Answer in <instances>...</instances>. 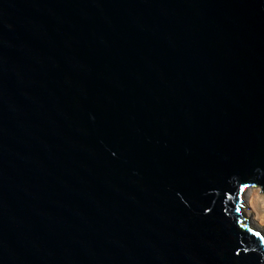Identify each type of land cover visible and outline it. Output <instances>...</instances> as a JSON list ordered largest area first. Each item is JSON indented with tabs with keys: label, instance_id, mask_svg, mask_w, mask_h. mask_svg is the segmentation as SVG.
<instances>
[{
	"label": "water",
	"instance_id": "95a60500",
	"mask_svg": "<svg viewBox=\"0 0 264 264\" xmlns=\"http://www.w3.org/2000/svg\"><path fill=\"white\" fill-rule=\"evenodd\" d=\"M249 187L264 0H0V264H264Z\"/></svg>",
	"mask_w": 264,
	"mask_h": 264
},
{
	"label": "rangeland",
	"instance_id": "374dc122",
	"mask_svg": "<svg viewBox=\"0 0 264 264\" xmlns=\"http://www.w3.org/2000/svg\"><path fill=\"white\" fill-rule=\"evenodd\" d=\"M259 187H249L243 194V211L248 214L249 224L257 227L264 234V193ZM261 225V226H260Z\"/></svg>",
	"mask_w": 264,
	"mask_h": 264
},
{
	"label": "bare ground",
	"instance_id": "6f19581e",
	"mask_svg": "<svg viewBox=\"0 0 264 264\" xmlns=\"http://www.w3.org/2000/svg\"><path fill=\"white\" fill-rule=\"evenodd\" d=\"M242 212H243L244 216L247 218L248 214H246V215H247V216H246L245 213H244V211H243V209H242ZM248 221H249V219H248ZM260 226H261V225H260Z\"/></svg>",
	"mask_w": 264,
	"mask_h": 264
},
{
	"label": "snow or ice",
	"instance_id": "6c2138e0",
	"mask_svg": "<svg viewBox=\"0 0 264 264\" xmlns=\"http://www.w3.org/2000/svg\"><path fill=\"white\" fill-rule=\"evenodd\" d=\"M241 191H243V189H241Z\"/></svg>",
	"mask_w": 264,
	"mask_h": 264
}]
</instances>
